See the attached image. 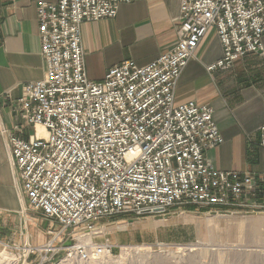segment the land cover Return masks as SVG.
Listing matches in <instances>:
<instances>
[{"label": "built area", "instance_id": "obj_1", "mask_svg": "<svg viewBox=\"0 0 264 264\" xmlns=\"http://www.w3.org/2000/svg\"><path fill=\"white\" fill-rule=\"evenodd\" d=\"M130 1L37 6L47 69L44 78L24 85L18 100L33 134L9 138L29 205L83 234L96 233L101 219L124 214L196 206L223 215L256 206L264 174L217 169L206 154L223 142L214 108L194 100L177 104L176 89L211 28L223 53L209 71L263 52L264 0H182L178 39L168 51L143 66L125 60L102 80H91L82 24L113 18L119 4ZM259 131L264 146V123ZM100 249L73 250L86 260L100 256Z\"/></svg>", "mask_w": 264, "mask_h": 264}, {"label": "crops", "instance_id": "obj_2", "mask_svg": "<svg viewBox=\"0 0 264 264\" xmlns=\"http://www.w3.org/2000/svg\"><path fill=\"white\" fill-rule=\"evenodd\" d=\"M57 1L0 0V214L18 213L28 202L11 162L9 138L13 134L28 139L33 134L20 113L18 100L24 85L44 78L47 69L37 6ZM181 3L121 2L115 17L84 22L87 76L100 81L115 64L132 60L143 66L168 51L178 39ZM222 53L216 29L211 28L183 70L176 103L194 100L214 108L223 142L206 154L217 169L264 174V146L259 131L264 123V49L261 54L251 53L235 61L231 68L209 71L208 66L216 63ZM130 222L132 229H137L136 222Z\"/></svg>", "mask_w": 264, "mask_h": 264}, {"label": "rangeland", "instance_id": "obj_3", "mask_svg": "<svg viewBox=\"0 0 264 264\" xmlns=\"http://www.w3.org/2000/svg\"><path fill=\"white\" fill-rule=\"evenodd\" d=\"M263 195L256 206L223 215L196 206L176 207L166 214L118 215L98 221L93 234H83L81 228L63 229L27 202L18 213L0 214V264H61L64 260L89 264L99 260L103 251L110 252L111 258L96 264H120L117 259L124 251L132 252L133 258L123 264H264ZM208 216L218 217L220 223L209 226ZM130 220L137 229H132ZM86 236L92 243L80 240ZM77 245L87 250L99 246L101 254L85 260L74 253ZM147 245L151 248L138 252ZM179 246L186 253L177 254Z\"/></svg>", "mask_w": 264, "mask_h": 264}, {"label": "bare ground", "instance_id": "obj_4", "mask_svg": "<svg viewBox=\"0 0 264 264\" xmlns=\"http://www.w3.org/2000/svg\"><path fill=\"white\" fill-rule=\"evenodd\" d=\"M40 130L41 131H43V129L42 128H40ZM186 216H187V214H185ZM190 215V214H189ZM184 216V215H183ZM244 216V215H243ZM218 217H215V216H208L207 217V223H208V225L209 226H216L218 223H220L218 220L219 219H217ZM183 219H184V217H183ZM191 220V219H190ZM165 222V221H164ZM222 223V225H225L223 222H221ZM221 228V227H220ZM80 240H83V241H85V243H89V242H91V240H92V238H91V236H86L85 237V239H80ZM82 242V241H81ZM83 243V242H82ZM92 243V242H91ZM51 246V245H50ZM102 246V245H101ZM151 248V246L149 245H147L145 248H138V252H140V250H148V249H150ZM192 249V248H191ZM105 250V249H104ZM108 250V249H107ZM188 250V249H187ZM183 252H185V250L181 247V246H179L178 248H177V251H176V253L178 254V253H183ZM110 253V252H109ZM109 253H107V251H103V253H102V255H101V257L99 258V260H96V261H93V260H91V261H89V264H96V263H98V262H100V263H105L106 261H107V259L109 260L111 257V255H109ZM186 253V252H185ZM91 254V253H90ZM101 254V253H100ZM180 255V254H179ZM133 258V254H132V252L131 253H129V252H127V251H124V253H123V255L119 258V259H117V262L118 263H120V264H123V263H125L126 261H128V260H131ZM93 259V258H92ZM64 261H66V260H64ZM62 262L61 264H66L65 262Z\"/></svg>", "mask_w": 264, "mask_h": 264}]
</instances>
